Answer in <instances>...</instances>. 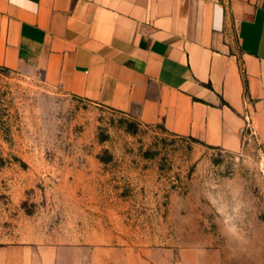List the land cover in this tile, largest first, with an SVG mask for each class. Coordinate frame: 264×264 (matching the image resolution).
<instances>
[{"label": "rangeland", "instance_id": "obj_1", "mask_svg": "<svg viewBox=\"0 0 264 264\" xmlns=\"http://www.w3.org/2000/svg\"><path fill=\"white\" fill-rule=\"evenodd\" d=\"M73 237L83 264H264V140L209 146L0 65V244Z\"/></svg>", "mask_w": 264, "mask_h": 264}, {"label": "crops", "instance_id": "obj_2", "mask_svg": "<svg viewBox=\"0 0 264 264\" xmlns=\"http://www.w3.org/2000/svg\"><path fill=\"white\" fill-rule=\"evenodd\" d=\"M0 65L209 146L264 140V0H0ZM87 243L0 244V264H83Z\"/></svg>", "mask_w": 264, "mask_h": 264}, {"label": "trees", "instance_id": "obj_3", "mask_svg": "<svg viewBox=\"0 0 264 264\" xmlns=\"http://www.w3.org/2000/svg\"><path fill=\"white\" fill-rule=\"evenodd\" d=\"M245 82H246V89H247V91H248V81H247L246 77H245ZM196 140H197V139H196Z\"/></svg>", "mask_w": 264, "mask_h": 264}]
</instances>
